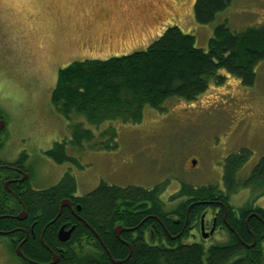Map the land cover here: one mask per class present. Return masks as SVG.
<instances>
[{
    "label": "rangeland",
    "instance_id": "rangeland-1",
    "mask_svg": "<svg viewBox=\"0 0 264 264\" xmlns=\"http://www.w3.org/2000/svg\"><path fill=\"white\" fill-rule=\"evenodd\" d=\"M195 3L0 0V114L6 124L0 133V157L15 163L27 156L23 164L30 175L26 188L49 190L72 172L78 197L92 194L102 184L121 189L159 187L161 200L171 211L183 201L171 200L183 184L223 190L225 162L233 154L252 153L239 179L251 175L264 158V62L257 67L254 87L246 88L226 74L225 85H211L194 102L172 99L164 113L146 108L140 125L105 123L99 131L84 117L75 116L74 122L83 123L96 135L114 127L119 134L118 150L68 147V155L81 167L58 165L46 156L55 144L72 140V122L51 103L60 70L75 62L106 61L146 51L172 27L194 36L196 47L208 51L219 26L236 33L264 26V0H234L210 25L197 23ZM230 203L234 208L251 204L264 210V190L240 189ZM228 240L225 232L218 231L203 241L197 231L182 244H202L208 251ZM0 264H23L6 238H0Z\"/></svg>",
    "mask_w": 264,
    "mask_h": 264
},
{
    "label": "trees",
    "instance_id": "trees-1",
    "mask_svg": "<svg viewBox=\"0 0 264 264\" xmlns=\"http://www.w3.org/2000/svg\"><path fill=\"white\" fill-rule=\"evenodd\" d=\"M233 1L196 0L194 15L197 23L212 24ZM262 62L264 26L236 33L222 25L215 30L208 51L196 47L194 36L172 27L146 51L106 61L72 63L59 71L51 95L56 111L72 122V140L55 144L46 156L58 165L71 163L81 167L75 158L68 155V147L78 151L85 150L86 145L94 151L118 150L119 134L114 127L96 135L83 123L74 122L75 116L84 117L99 131L105 123L140 125L146 108L164 113L165 104L172 99L194 102L211 85H225L227 75L240 80L246 88L254 87L258 80L257 67ZM0 119L3 120L1 114ZM251 156L250 151L243 150L227 158L224 190L218 186L196 188L183 184L180 192L171 198L183 201L171 211L166 210L159 187L152 190L137 187L121 189L102 184L92 194L77 199L82 207L81 217L98 234L100 241L87 240L86 246L81 241L79 246L76 245V251L70 257L61 259L59 264H113L112 259L126 261L130 250L116 238L117 225L138 227L135 239L131 235L123 238L132 245V256L123 264H263L264 222L252 218L247 224V220L256 214L264 221V210L251 204L234 208L230 203L231 197L240 189L264 190V158L249 177L239 179L240 171ZM26 160L24 154L17 163L25 169L23 164ZM76 192L77 182L72 172H68L59 185L49 190L33 192L29 189L27 210L32 213L31 216H37L41 211L42 222L41 229L35 231L38 236L36 245H32L40 249L23 251L26 257L40 264L52 261V256L39 241L40 235L46 223L54 221L59 215L62 201ZM217 202L222 205H217ZM192 205L195 206L188 216ZM209 210L214 213L219 211V222L228 234V243L213 246L208 251L202 244H182L190 238L191 232ZM149 217L150 220L144 224L143 221ZM187 220L188 227L184 230ZM177 221H181L180 225ZM88 228L81 225L74 238L78 231L84 234ZM147 231H150L148 238L145 237ZM49 234L55 235L58 242L54 229ZM169 234L173 238L182 235L179 240L173 241ZM254 238L256 246L250 249L248 245H253Z\"/></svg>",
    "mask_w": 264,
    "mask_h": 264
},
{
    "label": "flooded vegetation",
    "instance_id": "flooded-vegetation-1",
    "mask_svg": "<svg viewBox=\"0 0 264 264\" xmlns=\"http://www.w3.org/2000/svg\"><path fill=\"white\" fill-rule=\"evenodd\" d=\"M1 146L2 144L0 143V148ZM17 162L6 163L2 161L0 157V238L8 239L10 246L12 247L15 246V250L19 245L24 243L26 239L28 238V240L23 244L22 250L23 251H39L38 250L40 249L39 247L35 246V248H33L32 245H36L35 241L37 240L38 236L36 235L35 231L37 229H41L42 214L40 211L39 214H36L37 216H33V215L31 216L32 213H30L27 210L29 216L25 220L19 219V217H21L20 215L24 207L27 209L26 201L28 202L27 196L29 195L28 194L29 188H26V182L28 180L24 183L20 182L21 179L24 177V174H25L24 172H26V170L23 169V167L19 165ZM32 191L40 192V191H34V190ZM78 198L80 197H78L77 194L73 195L72 197L66 198L72 201L73 204L71 205V208L65 207L62 212V215L55 223L50 225L53 221H49L46 223V226L43 227L44 229L40 235L39 241L41 245L43 246V248L46 251H48V253L52 256V261L49 263H52L54 261V257H53L54 255L58 257L57 264L60 263L61 259H65L68 256L70 257L71 253L76 251L77 246H79L81 241H82L81 243L84 246H86L89 240H92V242L95 240L100 241V237L98 236V234H96L94 229L91 228L88 225V223L81 217L80 213L82 212V207L79 203H77ZM217 203H218L217 205H222V203L220 202H217ZM79 208L81 210H79ZM210 212L214 213L211 210L207 211V213L203 215L202 220L198 224L197 228H195V230L191 232L190 237H192L194 232L199 231V235H202L203 241H208L211 238H213L218 231H222L226 233V231L224 230V227L219 222V215H220L219 211L212 215L211 217L212 219H208V214ZM227 218L228 217L226 216L224 221L227 220ZM149 220H150V217L145 219L143 223L145 224ZM176 223L177 225H180L181 221H177ZM83 224L86 227H89L88 228L89 230L84 232V234L83 233L81 234L78 231L76 237L74 238L77 228H80V226ZM187 227H188V220L185 224L184 230ZM136 228L138 227L125 228V229L129 230V229H136ZM53 229H54V232L56 233L58 242L55 240V235L51 236L49 234L51 230L53 231ZM71 231L73 232L71 234L70 240L63 242L60 238V233L63 232L64 235H67ZM1 233H5L6 235L1 234ZM145 233H146L145 237L148 238L150 231H147ZM204 234H209V238L205 239ZM126 235L127 236L131 235V237L135 239L138 236V230L135 232H124L121 235V240L118 239V237L115 234L119 242L129 248L128 244L130 243H128V240L123 239ZM181 235L179 236L181 237ZM179 236L173 238L170 235L173 241L179 240L180 239ZM45 239H46V242H45ZM33 240L34 242L32 243ZM131 248H132V245H131ZM106 252L108 253L110 257H112L109 251H106ZM27 258L28 260L24 258H20V257L18 259L23 264H33L34 261L29 257ZM113 260L115 259H112V263H113ZM34 263H37V262H34Z\"/></svg>",
    "mask_w": 264,
    "mask_h": 264
},
{
    "label": "water",
    "instance_id": "water-1",
    "mask_svg": "<svg viewBox=\"0 0 264 264\" xmlns=\"http://www.w3.org/2000/svg\"><path fill=\"white\" fill-rule=\"evenodd\" d=\"M5 127H6L5 122H4L3 120H0V132H2V131L5 129ZM27 180H28V175H27V174H24V177L21 179L20 182H21V183H24V182L27 181ZM72 204H73V203H72L71 200H68V199L63 200L62 203H61V210H60V213H59L58 217H57V218H56V219H55L50 225H52L53 223H55V222L60 218V216L62 215V212H63V210H64L65 207H70V208H71V205H72ZM193 206H195V205H192V206L190 207V209H189V211H188V216H189L190 211H191V208H192ZM79 210H81V209L79 208ZM20 216H21V217H19L20 220H25V219L29 216V214H28V212H27V209H26L25 207H24V210H23V212L21 213ZM252 218H258L259 220H261L262 222H264V221L262 220V218H261L259 215L254 214V215H251V216L248 218V220H247V224H249V222H250V220H251ZM157 220L160 221L159 219H157ZM137 230H138V228H136V229H129V230H128V229H125L123 225H117L116 228H115V234H116V236L118 237V239L121 240V235H122L124 232H135V231H137ZM72 232H73V231H71V232L68 233L67 235H64L63 232H61V233H60V238H61V240H62L63 242H66V241L70 240ZM1 234L6 235L5 233H1ZM179 237H180V236H179ZM179 237H178V238H179ZM204 238H205V239L209 238V234H204ZM176 239H177V238H176ZM27 240H28V238L26 239V241H27ZM26 241H25V242H26ZM25 242H24V243H25ZM24 243H22L21 245L18 246L16 252H17V255H18L19 257L28 260V258L24 255V253H23V251H22V247H23V244H24ZM128 246H129V248H130V255H129V257L126 259V261H128V260L130 259V257L132 256V248H131V245L128 244ZM255 246H256V239L254 238V243H253V245H251V246L248 245V247H249L250 249H252V248H254ZM105 249L107 250L106 247H105ZM109 253H110V252H109ZM53 257H54V261H53L52 263H48V264H57V263H58V257H56L55 255H54ZM126 261H115V260H113V264H123V263L126 262ZM33 264H39V263H34V262H33Z\"/></svg>",
    "mask_w": 264,
    "mask_h": 264
}]
</instances>
